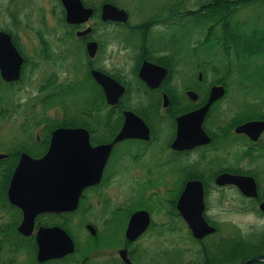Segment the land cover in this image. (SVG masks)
Segmentation results:
<instances>
[{
    "label": "flooded vegetation",
    "instance_id": "obj_1",
    "mask_svg": "<svg viewBox=\"0 0 264 264\" xmlns=\"http://www.w3.org/2000/svg\"><path fill=\"white\" fill-rule=\"evenodd\" d=\"M80 1L91 8L90 16L84 22H68L64 2L55 0L63 30L56 34L54 45L40 36L35 58L27 56L11 35L23 57L20 77L6 81L0 72L1 85L24 86L26 72L42 63L48 75L37 91L47 92L41 101L50 107L61 104L89 80L90 85L74 122L48 130L47 119L43 132L21 134L14 142L0 140V264H90L94 259V264H264V258L252 260L264 255V244L259 243L264 239V103L246 107L233 103L227 81L230 72L208 77L209 72H215L213 54L193 63L180 53L182 38L178 36L184 10L179 5L163 6L161 13L129 22L133 13L114 0ZM105 2L123 8L127 21H104ZM100 24L120 26L126 38L119 43L127 51L124 57L128 52L129 56L118 64L103 51ZM91 42L94 45L89 48ZM72 43L82 52L79 61L67 60ZM97 72L124 86L114 103L107 101ZM245 73L264 86V69ZM65 74L68 76L61 80ZM218 85L223 92L200 117L199 110ZM236 89L241 94L247 87ZM112 93H116L114 89ZM1 106L0 119L8 112L5 104ZM127 118L131 135L114 142L99 180L82 189L75 208L68 209L72 197L63 189L68 178L65 174L56 176L54 170L37 175V180L45 181L34 185L24 182L23 174L16 173L14 178L23 153L38 158L47 152L54 128H84L91 145L96 146L111 142ZM120 173L131 174L133 191L114 200L113 188L120 184L116 180ZM139 185L154 191L139 192ZM43 186L48 190L40 189ZM168 191L171 196H166ZM141 211L144 213L139 214ZM200 215L214 229L196 236L187 221L198 220ZM247 219L259 223L249 225V235H245L248 226L242 229L240 223ZM175 220L186 229L177 245L151 247L153 237L165 242L162 234L178 229ZM56 228L61 229L60 241L68 236L73 249L62 247L60 254L40 258L39 252L45 248L48 253L56 250ZM46 229L51 230L48 246L43 238ZM80 237L90 240L80 242ZM227 243L230 251L217 248Z\"/></svg>",
    "mask_w": 264,
    "mask_h": 264
},
{
    "label": "rangeland",
    "instance_id": "obj_2",
    "mask_svg": "<svg viewBox=\"0 0 264 264\" xmlns=\"http://www.w3.org/2000/svg\"><path fill=\"white\" fill-rule=\"evenodd\" d=\"M85 1L97 2V0ZM114 1L133 13V15L129 18V22H136L147 18L149 15L161 13L163 11V6L166 5H179L182 7L184 12H188L199 9V5L204 4V2H207L208 0ZM207 3H210V0ZM55 4V0H0V30H7V32L10 30L16 37L23 52L31 59L35 58L36 54L39 52L38 45L41 39L40 36L44 38L47 44L54 45L56 34L63 30L61 16ZM230 19H232L234 24L239 21L242 24V28L249 27L255 22H258L259 25H264V2H248L246 4L239 5L236 10H234ZM210 20L214 21L213 18ZM182 21L184 23L181 29V36H178L182 38V42L180 41V53H182L184 57L189 58L190 61L193 60V63H198L200 60L208 58V53H211L210 55H212V47L209 46L207 48L205 45H201L204 41L203 38L208 34L206 25H196V22L192 21V18L185 16ZM98 28L100 29L101 34H104L103 51L104 53L106 51L105 54L109 53L108 55L111 58V61L113 63L117 62L118 64L119 61L126 59L129 56V52L127 57H124L127 51H125L123 45L119 43L122 41L121 38H124L123 33L121 32V27L113 24H100L98 25ZM159 29L160 28H157L156 30ZM169 31L175 32V29L170 28ZM164 33L167 34L166 31H164ZM196 43H199L200 45L198 44L197 47H192V44ZM241 48L243 50H249L252 47L248 48L243 45ZM216 49L217 48L215 47L214 50L216 52L219 51ZM192 51H195V53H191ZM67 54L70 55L67 60H71L72 58L79 61L83 57L81 50L73 43L72 45H69ZM225 56L228 57L226 58ZM213 58L215 72H209L208 77L212 78L223 76L230 72L227 76V81L230 83V92L233 103L243 107L248 106V104L263 105L264 86H261V83L259 84L257 77H252L250 75L247 76L245 75V72L246 70H252V73L257 74L264 69V50H260L251 55L244 53L238 55L229 53L224 55V53L220 50V53L218 55H214ZM249 64H254V66L250 67ZM253 68L255 69L253 70ZM47 71L48 69L46 64L42 63L39 68L26 72L25 77L23 78L24 86L22 83H18L12 87L0 84V110L2 108L1 105L3 104H5L3 107L8 110V112L0 119V140L14 142L18 140L21 134H36L41 130L43 132L47 119H49L50 123L53 122V124L48 122V130L58 124H65L69 121L74 122L76 119L75 115L81 108L80 104L82 99L89 94L88 87L90 83L88 82H90V80L86 83L87 86H80L78 89L75 88L71 94H68L66 98H63L61 104L50 107L48 102L41 101V99L47 95V92L37 91V87L41 85L44 77L48 75L46 74ZM235 71H241L244 75L241 77L240 73L238 74ZM27 75H29V78H27ZM67 76L68 74L61 75L60 79L63 80L64 77ZM69 77L72 76L69 75ZM233 86H235V90L232 89ZM237 86H240L241 88L247 87L248 90L246 89L245 92L240 94L238 89H236ZM16 105H18L17 108L15 107ZM47 128H45V131ZM160 171L161 169L159 168L157 173ZM131 179V174L126 175L120 173L116 175V180L120 184L114 185L117 186L113 188L112 196L114 200L117 198L122 199L123 196L131 194L133 191V188L130 186V183L132 182ZM137 190L142 192L144 189L141 185H139L137 186ZM144 191H146V194H150V192H153L154 190L147 187ZM157 191L159 192L160 190ZM160 192L162 193L163 191ZM171 193V191H168L166 196H171ZM155 196H157V194ZM176 222L178 221L175 220L173 223L178 226L176 227L178 229L176 230L174 228L173 230H168L165 235H163V233L161 237H163L165 242L159 241L160 238L153 237L151 247L157 248L161 245L167 246L168 248L175 247L178 243L179 237L183 236V233L186 232V229L182 228L181 224H179L180 222ZM240 223L242 229L245 226H248L245 229V235H249L248 232L250 231V224L255 226L259 225L258 222L249 219L243 220ZM255 226L252 229L257 231ZM75 227L77 226L75 225ZM178 231H180V233ZM250 233L253 234L254 232ZM84 239H87L88 241L90 240L89 237H80L79 241L83 242ZM259 243L263 245L264 239H260ZM260 244H257V246H260ZM217 248L221 249L225 253L230 251L229 243L221 246L218 245ZM186 256L184 257L185 259ZM95 261L96 259L90 261V264H94Z\"/></svg>",
    "mask_w": 264,
    "mask_h": 264
},
{
    "label": "water",
    "instance_id": "obj_3",
    "mask_svg": "<svg viewBox=\"0 0 264 264\" xmlns=\"http://www.w3.org/2000/svg\"><path fill=\"white\" fill-rule=\"evenodd\" d=\"M62 1L67 10L66 20L68 22H84L91 14V8H85L80 0ZM102 18L103 20L125 22L127 21L128 14L123 8H118L112 3L105 2L102 9ZM93 45V42L88 43L89 48ZM22 61L23 57L12 42L11 35L5 30H0V72L2 78L7 81L17 80L20 76ZM96 78L104 87L107 101L109 103H114L124 86L114 78L102 72H97ZM113 89L116 92L114 94L112 93ZM222 92V86L218 85L212 88L208 102L199 110L200 117L213 98L220 95ZM197 113L198 111L195 114ZM187 116L189 115H186V117ZM128 121L127 118L122 129L111 142L96 146L91 145L89 134L86 129L81 127H58L51 132L50 146L44 155L38 158L31 157L27 153L21 155L14 172V178L16 179V173H18V175L23 174V181L28 183L31 182V185H34L37 182L45 181L42 180V178L37 180V175L43 176L48 173L51 174L54 170L56 176L62 174L67 175L68 178L63 189H66L68 194L71 195L72 201L68 209H73L77 206L78 197L82 189L99 180L103 165L114 142L125 136L131 135ZM249 124L250 123L244 124L240 128H244ZM231 178L234 180V176ZM57 188H60V185H58ZM40 189L48 190V186H43ZM141 213L144 212H139V214ZM132 223L133 218L130 220V225H132ZM145 224L146 220L144 225ZM187 224L196 236H202L204 233L214 229V227L210 226L202 219L201 215L200 219L187 221ZM45 231L43 238H45L46 241L45 246H48V232L51 230L46 229ZM60 231V228H56V235L58 236L57 241H55L56 250H52L51 253H48L47 248H45V250L39 252L40 258L58 255L62 252V247L68 248L65 250L73 249V243L68 236L64 235L63 242L60 241ZM65 250L63 251L66 252ZM262 258H264V255L255 256L252 260Z\"/></svg>",
    "mask_w": 264,
    "mask_h": 264
},
{
    "label": "trees",
    "instance_id": "obj_4",
    "mask_svg": "<svg viewBox=\"0 0 264 264\" xmlns=\"http://www.w3.org/2000/svg\"><path fill=\"white\" fill-rule=\"evenodd\" d=\"M207 2L199 5V9L195 11L184 12V16L192 18L196 25H206L208 34H204V41L201 45H205L207 48L212 47L214 55H218L220 50L224 55L229 53L251 55L264 50V25L255 22L249 27L242 28L239 21L234 24L230 19L237 6L248 2H264V0H210V3ZM212 18L214 21L210 20ZM14 40L16 39L14 38ZM243 45L252 48L243 50L241 48ZM215 47L219 51L216 52Z\"/></svg>",
    "mask_w": 264,
    "mask_h": 264
}]
</instances>
